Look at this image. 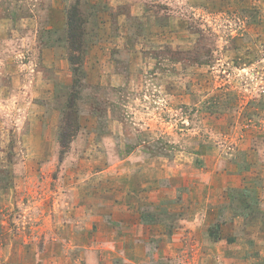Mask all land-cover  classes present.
Listing matches in <instances>:
<instances>
[{"label": "rangeland", "instance_id": "374dc122", "mask_svg": "<svg viewBox=\"0 0 264 264\" xmlns=\"http://www.w3.org/2000/svg\"><path fill=\"white\" fill-rule=\"evenodd\" d=\"M230 258L264 264V0H0V264Z\"/></svg>", "mask_w": 264, "mask_h": 264}, {"label": "trees", "instance_id": "16d2710c", "mask_svg": "<svg viewBox=\"0 0 264 264\" xmlns=\"http://www.w3.org/2000/svg\"><path fill=\"white\" fill-rule=\"evenodd\" d=\"M74 18V17H73ZM71 18L68 20L67 18V28H68V38H69V48L71 51H78L79 50V44H78V36L76 34V22L74 21V19ZM69 61L71 64L74 63L75 59L71 58V56L69 57ZM65 134H67V132L65 131Z\"/></svg>", "mask_w": 264, "mask_h": 264}, {"label": "crops", "instance_id": "0c3cea01", "mask_svg": "<svg viewBox=\"0 0 264 264\" xmlns=\"http://www.w3.org/2000/svg\"><path fill=\"white\" fill-rule=\"evenodd\" d=\"M141 196V195H140ZM138 197L139 199H140V201L141 202H143L142 200H141V197ZM139 199H137V200H139ZM127 204H129V203H127ZM134 204V203H133ZM185 220H183V221H181V222H184ZM179 222V221H178ZM234 222H236V220H234ZM189 223H192V220L190 221V222H188V226H190L189 225ZM144 225H147V226H149V227H152L153 226V224H150V223H148V224H141V226H144ZM193 227V229H195V227L196 226H192ZM234 227L236 228V225H234ZM170 232H169V234H168V236H170V237H174V236H176V231H178V228L177 227H170ZM180 232V231H179ZM184 232H186V229L185 230H183V231H181V233H184ZM214 243H216V242H214ZM235 243L236 242H233L232 244H230V245H235ZM174 248H176V247H173V248H171L172 250L174 249ZM163 249V248H162ZM156 250L158 251V249H157V247H156ZM222 258V257H221ZM223 259V258H222ZM223 260H225V259H223ZM227 260H229V261H225V264H229L228 262H230V261H232L231 260V258L230 259H227ZM234 260V259H233ZM236 264V263H235Z\"/></svg>", "mask_w": 264, "mask_h": 264}]
</instances>
